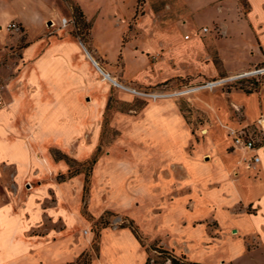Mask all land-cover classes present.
Returning <instances> with one entry per match:
<instances>
[{
	"label": "crops",
	"instance_id": "crops-1",
	"mask_svg": "<svg viewBox=\"0 0 264 264\" xmlns=\"http://www.w3.org/2000/svg\"><path fill=\"white\" fill-rule=\"evenodd\" d=\"M230 1L188 0L190 22L162 23L148 3L137 14L138 0H76L91 23L93 56L60 26L71 11L56 0H0V50L8 40L14 47L23 43L0 93V264L61 259L64 236L80 221L68 197L81 181H54L67 166L49 150L88 157L110 110L119 135L93 169L91 206L99 208L106 191L105 208L130 212L153 239L190 262L264 264V146L233 149L223 128L254 123L261 114L257 97L250 90H197L187 104L188 121L175 96L141 98L135 108L134 96L104 77L174 88L262 65L264 0H242L244 11ZM12 22L22 29V42L7 37ZM131 26L134 35L125 40ZM205 26L218 27L221 36L203 33ZM221 42L248 60L236 64L233 55L228 61ZM113 100L126 109H112ZM30 231L43 234L26 238ZM109 231L97 264H126L128 257L130 264L145 263L129 229Z\"/></svg>",
	"mask_w": 264,
	"mask_h": 264
},
{
	"label": "rangeland",
	"instance_id": "rangeland-1",
	"mask_svg": "<svg viewBox=\"0 0 264 264\" xmlns=\"http://www.w3.org/2000/svg\"><path fill=\"white\" fill-rule=\"evenodd\" d=\"M59 5L63 9H69L71 11L70 15H65L62 18H65L68 24L64 27L71 31V33L75 36H78L81 41H83L85 47L89 51L91 55L94 56L91 46L89 45V35L91 23L86 21L83 15L81 8L78 6L76 0H56ZM230 1V0H229ZM239 7L241 11L243 9L242 0H233ZM231 2V1H230ZM148 3L150 5V9L155 14V18L160 20L162 23H167L172 20H179L184 22H190L189 20V8H188V0H142L138 3L137 6V14L144 13L145 4ZM229 2L226 4L228 8ZM148 9V6H146ZM78 12L80 13V17L78 16ZM61 18V19H62ZM199 20H203L200 18L196 20V24H199ZM205 20V19H204ZM49 22H51L49 20ZM14 23V22H12ZM52 25V22H51ZM50 26V25H49ZM19 28V27H18ZM207 28L208 33L213 34L214 37L218 38L221 36V31L218 27H203ZM8 30V29H7ZM98 31V30H97ZM22 29L18 30H8L7 37L17 35L22 38L21 34ZM134 35L133 26H131V31H129L124 39L129 40ZM187 36V35H185ZM184 36V38H185ZM182 37V36H181ZM23 46V43H20L18 46H12L11 41L8 40L4 49L0 50V87L2 86L4 80L12 75L13 64L20 57V49ZM221 52L223 53L225 59L230 61L232 56H236V60L238 61L236 64H244L246 60H248V56L245 52L239 50L235 52L228 43L221 42ZM233 64V65H236ZM264 63L262 65H258L254 68H250L244 72L238 74H225L224 77L215 78L222 79L228 78L232 76H236L239 74H243L246 72H253L256 69L263 68ZM115 80L119 83L126 84L128 86L134 87L138 90H145L148 92L155 93H175V98L178 99L179 106L181 110L185 113L188 121L190 116L187 113L189 111L188 105H191L190 99L192 100L191 93L197 90H188L207 81L206 80L196 84H190L189 82L181 81L177 83L174 88L161 86L156 89H147V88H139L132 84L124 83L113 76ZM222 88V91H248L250 90L252 94L257 97V101L259 103V107L261 109L260 116H264V73L253 74L234 80L229 81L226 84L217 87L215 89L209 91H219ZM116 90L125 92L116 88ZM127 93V92H125ZM130 94V93H128ZM132 95V94H131ZM134 96V95H133ZM134 107H138L139 103L142 102L144 98L136 97ZM112 109H117L120 111H124L126 107L120 102L113 100L111 103ZM111 111V110H110ZM110 111L107 112L102 119L101 122V131H100V139L98 146L89 154L88 157H85L83 160H75L69 155H64L60 151L55 149H50V154L53 161H62L66 164L67 170L62 173V175H53V180L57 182H61V179L65 182H72L73 179L78 178L81 181V187L78 188L74 184L71 185V190L69 194V209L77 210L79 213L80 221L74 225L72 228H69L67 231V236H64L63 240H67L64 249L62 250L63 256L61 259H56L52 264H97L101 259V241L103 237V232L110 233L109 229L119 231L121 229L127 228L131 232L134 229L139 238L137 239L140 245L141 252L145 255V260L147 258L155 259L157 257V253L148 249L152 244H156L161 246L164 250H166L169 255L166 256H175L180 259V262L186 264V262L190 261L185 257L183 259L181 253L179 251H175L166 247L161 239H153L140 225V221L138 219H134L130 216V212L123 211L118 208L111 207L110 204L105 208V205L108 202L109 196L106 194V191L101 194V205L99 208H94L91 206V198H92V174L93 169L97 163V161L110 153V146L115 139H117L119 133L116 129L111 126L110 122ZM95 161V162H92ZM61 176V178L59 177ZM2 193V191L0 192ZM52 200H55L54 194L51 193ZM121 200V199H119ZM118 200V202H119ZM104 206V207H103ZM132 222V223H131ZM57 230L58 227L45 226V230ZM63 232H65L63 230ZM133 233V232H132ZM43 233L37 231H30L26 234V238H32L34 235H41ZM65 234V233H64ZM52 247L58 245V243H51ZM124 259L123 262L126 264H130L131 258ZM121 262V261H120ZM6 263V262H5ZM144 263V262H143ZM142 263V264H143ZM164 264H170L169 261H165Z\"/></svg>",
	"mask_w": 264,
	"mask_h": 264
},
{
	"label": "built area",
	"instance_id": "built-area-1",
	"mask_svg": "<svg viewBox=\"0 0 264 264\" xmlns=\"http://www.w3.org/2000/svg\"><path fill=\"white\" fill-rule=\"evenodd\" d=\"M68 24L67 20L65 18H62L60 20V26L65 27ZM8 30H18V26L15 23H10L7 26ZM201 31L203 33H206L208 30L207 28H202ZM188 38V35L185 36V39ZM251 73L253 74H259V73H264V67L256 69L253 72H246L243 74H239L236 76L228 77V78H222V79H216L212 81H207L203 83L202 85H199L197 87L188 89V90H212L217 87H220L224 84H226L229 81H234L243 77H246L250 75ZM104 77L106 79H109L112 85L116 88H119L120 90H123L127 93H130L136 97L140 98H146V99H151L155 100L161 97H166V96H174L176 95L175 93H155V92H148L145 90H138L134 87L128 86L126 84L119 83L117 80L114 78L109 77L108 74H104ZM0 93H1V87H0ZM3 104V98L0 94V106ZM223 128L227 132V136L229 137L231 141V146L233 149H240L244 151H255L259 147L264 146V116H259V118L252 124L245 125L239 128H233L229 126H223ZM251 160L253 163H258L259 158L257 155H253L251 157Z\"/></svg>",
	"mask_w": 264,
	"mask_h": 264
},
{
	"label": "trees",
	"instance_id": "trees-1",
	"mask_svg": "<svg viewBox=\"0 0 264 264\" xmlns=\"http://www.w3.org/2000/svg\"><path fill=\"white\" fill-rule=\"evenodd\" d=\"M141 1L142 0H138V3H140ZM78 16L79 17L81 16L79 12H78ZM132 232L134 236L138 239L139 236L137 232L134 229L132 230ZM148 249L156 252L158 255L155 259L147 258L144 264H164L165 261H169L170 264H184L180 262V259L176 258L175 256H169V257L166 256V255H169V253L166 250H164L161 246H158L155 243L149 246ZM181 257L185 259V256L182 255ZM186 264H200V263L188 261L186 262Z\"/></svg>",
	"mask_w": 264,
	"mask_h": 264
}]
</instances>
